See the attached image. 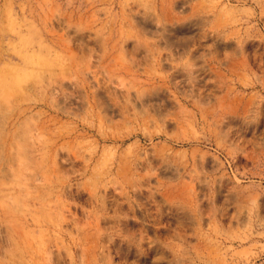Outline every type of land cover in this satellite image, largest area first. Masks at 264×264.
Segmentation results:
<instances>
[{"label": "rangeland", "instance_id": "rangeland-1", "mask_svg": "<svg viewBox=\"0 0 264 264\" xmlns=\"http://www.w3.org/2000/svg\"><path fill=\"white\" fill-rule=\"evenodd\" d=\"M0 264H264V0H0Z\"/></svg>", "mask_w": 264, "mask_h": 264}]
</instances>
